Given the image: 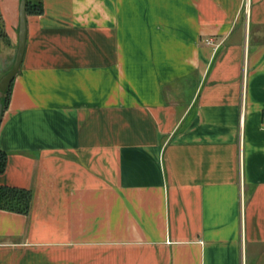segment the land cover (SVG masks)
I'll use <instances>...</instances> for the list:
<instances>
[{"label": "crops", "instance_id": "1", "mask_svg": "<svg viewBox=\"0 0 264 264\" xmlns=\"http://www.w3.org/2000/svg\"><path fill=\"white\" fill-rule=\"evenodd\" d=\"M41 2L0 118L32 206L0 209V264H264V0Z\"/></svg>", "mask_w": 264, "mask_h": 264}, {"label": "trees", "instance_id": "2", "mask_svg": "<svg viewBox=\"0 0 264 264\" xmlns=\"http://www.w3.org/2000/svg\"><path fill=\"white\" fill-rule=\"evenodd\" d=\"M26 14L28 13H37L42 12V2L41 0H26ZM4 41L6 43H11L9 35H7L5 30V24L2 18L0 10V42ZM12 82L8 85L4 91L2 97V106L5 108V105L9 99L10 87ZM5 159L6 151L0 149V174L4 171L5 168ZM33 198V192L24 187H15L11 185L0 184V209L9 210L16 213L28 214L31 209V202Z\"/></svg>", "mask_w": 264, "mask_h": 264}, {"label": "water", "instance_id": "3", "mask_svg": "<svg viewBox=\"0 0 264 264\" xmlns=\"http://www.w3.org/2000/svg\"><path fill=\"white\" fill-rule=\"evenodd\" d=\"M26 0H20L19 2V15H18V20H19V25H18V30H17V34H18V39H17V43H16V52H15V56L13 59V64L10 67V69L8 71H6L1 79H0V92L3 95L6 90V88L8 87V85L13 81V79L15 78L14 76L16 75V72L18 71L20 65H21V59L24 53V43H25V38H26V34H25V30H26ZM3 112V106H2V102L0 101V118Z\"/></svg>", "mask_w": 264, "mask_h": 264}, {"label": "rangeland", "instance_id": "4", "mask_svg": "<svg viewBox=\"0 0 264 264\" xmlns=\"http://www.w3.org/2000/svg\"><path fill=\"white\" fill-rule=\"evenodd\" d=\"M11 41V39H10ZM16 47L11 43H6L4 41L0 42V79L2 75L10 69L15 56ZM4 95V94H3ZM3 95L0 92V101L2 102Z\"/></svg>", "mask_w": 264, "mask_h": 264}, {"label": "built area", "instance_id": "5", "mask_svg": "<svg viewBox=\"0 0 264 264\" xmlns=\"http://www.w3.org/2000/svg\"><path fill=\"white\" fill-rule=\"evenodd\" d=\"M262 124H264V112H263V116H262Z\"/></svg>", "mask_w": 264, "mask_h": 264}]
</instances>
